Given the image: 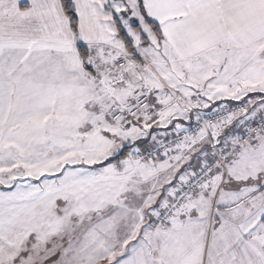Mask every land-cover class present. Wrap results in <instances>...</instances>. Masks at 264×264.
I'll return each mask as SVG.
<instances>
[{
	"label": "snow or ice",
	"instance_id": "snow-or-ice-1",
	"mask_svg": "<svg viewBox=\"0 0 264 264\" xmlns=\"http://www.w3.org/2000/svg\"><path fill=\"white\" fill-rule=\"evenodd\" d=\"M0 264H264V0H0Z\"/></svg>",
	"mask_w": 264,
	"mask_h": 264
}]
</instances>
